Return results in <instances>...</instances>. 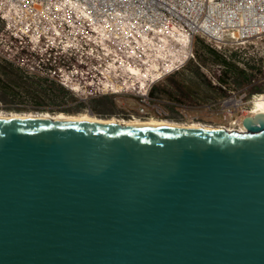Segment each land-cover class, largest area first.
Here are the masks:
<instances>
[{
	"label": "water",
	"instance_id": "water-1",
	"mask_svg": "<svg viewBox=\"0 0 264 264\" xmlns=\"http://www.w3.org/2000/svg\"><path fill=\"white\" fill-rule=\"evenodd\" d=\"M243 124L0 115V264H264V113Z\"/></svg>",
	"mask_w": 264,
	"mask_h": 264
},
{
	"label": "built area",
	"instance_id": "built-area-1",
	"mask_svg": "<svg viewBox=\"0 0 264 264\" xmlns=\"http://www.w3.org/2000/svg\"><path fill=\"white\" fill-rule=\"evenodd\" d=\"M0 20L31 41L57 49L89 46L96 61L87 68L104 76L108 93L119 91L114 86L118 81L130 87L129 98L140 104L130 117H168L169 110L160 103L177 100L165 97L163 90L158 93L157 86L191 61L198 62L216 87L217 97L206 102L218 103L230 122L220 125L239 129L255 93H264L248 90L264 85V0H0ZM198 38L228 58L235 56L254 79L245 86L219 79L214 69L225 66L208 69L198 61ZM113 66L120 78H114ZM64 80L77 97L89 100L78 85ZM212 103L207 107L213 109Z\"/></svg>",
	"mask_w": 264,
	"mask_h": 264
},
{
	"label": "trees",
	"instance_id": "trees-1",
	"mask_svg": "<svg viewBox=\"0 0 264 264\" xmlns=\"http://www.w3.org/2000/svg\"><path fill=\"white\" fill-rule=\"evenodd\" d=\"M1 23L0 103L4 108L9 111L73 112L90 105L99 112L108 109L106 99L110 89L104 76L98 70L91 71L87 68L88 63L96 61L89 46L57 49L46 43L31 41L27 36L18 34ZM203 45L211 54L213 64L225 66L224 70L214 69L219 79H227L239 86H245L254 79L255 74L241 67L234 60L235 56L228 58L213 46ZM249 64L252 65H247ZM35 68L44 74L38 73ZM54 77L59 78V81ZM65 78H69L74 86L78 85L79 91L89 95V100L77 97L76 92L67 86ZM171 81L177 89V80L172 78ZM248 90L250 93L264 92V85H251ZM170 96L177 100V93L170 91Z\"/></svg>",
	"mask_w": 264,
	"mask_h": 264
},
{
	"label": "rangeland",
	"instance_id": "rangeland-1",
	"mask_svg": "<svg viewBox=\"0 0 264 264\" xmlns=\"http://www.w3.org/2000/svg\"><path fill=\"white\" fill-rule=\"evenodd\" d=\"M2 21L0 20V24ZM211 45L208 41L198 38L196 41V50L198 53V61L207 66L208 69H211V65H213V58L211 54L205 49L204 45ZM240 57H243V54H239ZM242 60V59H241ZM244 64V63H242ZM240 65V64H239ZM241 67H244L245 65H240ZM248 67L250 66L247 65ZM114 69L113 76L114 78H120V75L118 72H116V67H112ZM263 76H261L262 78ZM177 80V89L175 88L174 83L171 81V79ZM117 80V79H116ZM262 81H264V78H262ZM114 86L118 88L119 91L115 93H109L108 98L106 100L108 109L104 112L93 110L90 105H86L83 107V109L79 111H73V112H65L70 114H77L81 112H91L98 114L99 116L103 117H112V116H118V117H125L130 118V115L132 112H137L138 107L140 104L131 98H129V90L130 87L127 85H123L120 82H114ZM166 88V91L164 90ZM163 90V93L161 92ZM170 91L177 93V96H183L185 97V101H180L177 98V101L174 102H164L160 103L161 105L165 106L170 114L168 118L170 119H176L180 121H200L208 124H214V125H220V124H227L230 125V122L228 120H225L223 118L222 112L219 111V104L218 103H212L213 109H210L207 107V105L211 103H207L206 99H209L210 97H217V90L211 86L210 80L208 75L206 74L205 70L198 65L197 61H191L188 66L181 71H178L164 80H162L159 83V86H157V92L162 93L167 98H172L170 96ZM254 97V96H253ZM253 100V98H252ZM74 101V100H73ZM112 102V105H110ZM0 110L9 111L6 108L3 107L2 103H0ZM18 111V110H17ZM23 112H29L32 110H21ZM45 112V111H36L33 110V112ZM62 112V111H55L51 112L53 114ZM138 115V114H135ZM226 127V126H225ZM228 128V127H227ZM235 128V127H230Z\"/></svg>",
	"mask_w": 264,
	"mask_h": 264
},
{
	"label": "bare ground",
	"instance_id": "bare-ground-1",
	"mask_svg": "<svg viewBox=\"0 0 264 264\" xmlns=\"http://www.w3.org/2000/svg\"><path fill=\"white\" fill-rule=\"evenodd\" d=\"M253 106L252 109L248 112L249 115H254L260 112L264 113V94L263 93H259V94H255L252 100ZM32 115L34 116L35 114L38 115H42V116H50V117H56V118H93V119H101V120H114L116 119L118 122H122V123H128V122H143V121H163V122H168V123H172V124H179V125H203V126H212V127H225L223 125H214V124H208V123H204V122H200V121H180V120H176V119H170L168 117H152V118H141L138 116H133L130 118H125V117H118V116H112V117H103V116H99L98 114L95 113H91V112H81V113H77V114H70V113H65V112H58V113H51L49 111L46 112H37L35 113V111H29V112H23V111H4V110H0V115ZM247 116V115H246ZM227 128V127H226ZM229 130H240V131H245L247 130L246 126L244 124H242L240 126L239 129L237 128H228Z\"/></svg>",
	"mask_w": 264,
	"mask_h": 264
}]
</instances>
